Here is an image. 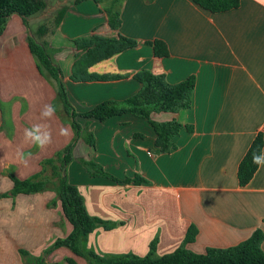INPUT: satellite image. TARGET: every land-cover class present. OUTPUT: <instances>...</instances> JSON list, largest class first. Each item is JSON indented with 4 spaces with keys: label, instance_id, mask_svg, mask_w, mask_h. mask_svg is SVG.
<instances>
[{
    "label": "crops",
    "instance_id": "1",
    "mask_svg": "<svg viewBox=\"0 0 264 264\" xmlns=\"http://www.w3.org/2000/svg\"><path fill=\"white\" fill-rule=\"evenodd\" d=\"M61 11L62 22L56 25ZM115 19L122 22L119 29L111 27ZM42 27L48 30L44 34ZM94 35L124 36L138 44L89 69L120 78L75 82L73 40ZM30 37L50 49L77 113L136 94L141 84L135 75L142 70L164 75L170 84L195 77L189 110L152 115L153 121L176 119L192 130L184 128L174 138L176 148L169 154L157 148L153 126L129 114L104 122L78 116L82 134L77 137L55 82L39 70ZM155 40L166 42L168 57L155 55L148 44ZM45 104L59 106L49 121L39 118ZM36 123L52 131L53 142L44 150L23 137L24 129ZM61 127L69 129L67 137L58 134ZM88 134L94 135V146L86 142ZM259 134L264 137V0H242L239 8L223 13H211L193 0H47L46 9L28 18V25L13 14L0 34V264H68L67 259L88 264L67 247L48 253L73 230L53 187L11 195V176L56 184L46 162L57 160L69 145L68 181L78 187L91 216L114 225L97 228L84 242L86 251L146 256L157 242L154 254L161 257L192 233L186 248L203 254L238 245L256 230L264 233V167L247 186L238 180L239 165ZM18 152L31 153L27 165ZM85 161L120 181L140 176L145 182L94 177Z\"/></svg>",
    "mask_w": 264,
    "mask_h": 264
},
{
    "label": "trees",
    "instance_id": "2",
    "mask_svg": "<svg viewBox=\"0 0 264 264\" xmlns=\"http://www.w3.org/2000/svg\"><path fill=\"white\" fill-rule=\"evenodd\" d=\"M86 1V0H80ZM98 1V0H95ZM199 7L211 13H223L240 7L242 0H193ZM47 7V0H0V34L4 31L9 18L13 14L23 17L26 25L28 18L42 12ZM64 16V11L58 13L56 25H60ZM113 29L121 27V20L110 21ZM47 28H40V34L46 33ZM77 55L72 68L71 78L75 82L111 81L120 78L119 76L98 75L89 72V69L116 54L129 50L137 46L135 39L120 36L119 38H108L94 35L91 37L76 38L73 40ZM154 49L157 57H168L170 52L166 42L155 40L148 42ZM29 48L38 61V67L42 74H48L55 82L57 93L65 111L73 118V128L77 137L81 136L82 126L76 121L78 116L89 120L104 122L110 118L133 115L147 120L156 133L155 144L162 154H169L176 148L173 142L180 132L187 128L176 119L166 122H156L152 120L154 113L177 114L184 110H189L193 104L196 79L191 76L178 84H170L164 75L153 74L150 71L142 70L135 75V79L141 84L140 90L123 101L108 100L97 104L92 109L77 113L71 105L66 85L62 79V70L51 58L50 49L45 44L38 43L34 38H29ZM86 142L94 146L95 137L88 134ZM258 145H264V137L259 134L251 144L247 154L241 161L238 168V180L242 187L247 186L259 167L252 163V153ZM73 145H69L58 159L48 160L46 164L52 166L53 177L57 183L53 184L48 179L39 180L34 177L28 180H20L11 176L14 187L11 195L33 194L42 192L50 187L55 189L62 205L63 213L73 230L64 239L57 240L48 250V253L67 247L71 252L87 259L88 264H264V233L256 230L247 240L238 245L228 248H209L203 254L195 253L186 248V245L194 240V234L188 233L183 245L172 253L161 257L155 256V246L151 244V252L146 256L126 254L118 256H102L94 251H86L83 248L84 242L99 227L111 230L113 224L105 222L100 218L91 216L85 206V201L77 186L71 184L65 174L66 167L73 160ZM58 161L60 165H56ZM94 177H106L112 181L121 182L113 175L107 173L102 167L94 162L84 163ZM124 183H143L145 179L136 176L134 179H125ZM4 196H7L4 195ZM193 231V230H191ZM194 232V231H193ZM25 257L32 260L28 253H23ZM68 264H76L73 259H67ZM34 262H30L33 264ZM35 264H42L41 260H36Z\"/></svg>",
    "mask_w": 264,
    "mask_h": 264
},
{
    "label": "clouds",
    "instance_id": "3",
    "mask_svg": "<svg viewBox=\"0 0 264 264\" xmlns=\"http://www.w3.org/2000/svg\"><path fill=\"white\" fill-rule=\"evenodd\" d=\"M58 105L45 104L40 111V120L49 121L58 111ZM59 135L67 137L70 132L66 127L59 129ZM25 142H28L38 149L44 150L52 144V131L46 123H36L27 127L23 131ZM18 158L21 163L27 165L31 153L18 152ZM252 163L258 167H264V145H258L252 153Z\"/></svg>",
    "mask_w": 264,
    "mask_h": 264
},
{
    "label": "rangeland",
    "instance_id": "4",
    "mask_svg": "<svg viewBox=\"0 0 264 264\" xmlns=\"http://www.w3.org/2000/svg\"><path fill=\"white\" fill-rule=\"evenodd\" d=\"M55 23H56V19H55V21H54ZM122 182V181H121ZM101 227H103V226H101ZM112 227H114V225L112 226ZM104 228V227H103ZM105 229V228H104ZM106 230V229H105ZM156 243L157 242H155V243H153L154 244V246L156 245Z\"/></svg>",
    "mask_w": 264,
    "mask_h": 264
}]
</instances>
